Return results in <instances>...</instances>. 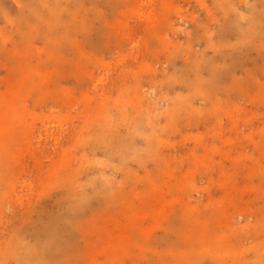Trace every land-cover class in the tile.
<instances>
[{"label":"rangeland","instance_id":"374dc122","mask_svg":"<svg viewBox=\"0 0 264 264\" xmlns=\"http://www.w3.org/2000/svg\"><path fill=\"white\" fill-rule=\"evenodd\" d=\"M27 1L0 0V114L15 121L14 143L4 141L0 155L1 249L32 242L37 228L44 238L67 227L77 193L112 190L114 199L85 211L74 247L56 254L60 264H264V41L237 30L218 40L228 21L250 27L264 3L83 0L69 39L60 28L53 39L43 25L27 27ZM208 14L217 51L183 47ZM204 49L222 90L191 96L180 71L172 83L148 80ZM149 97L158 98L152 109Z\"/></svg>","mask_w":264,"mask_h":264},{"label":"bare ground","instance_id":"6f19581e","mask_svg":"<svg viewBox=\"0 0 264 264\" xmlns=\"http://www.w3.org/2000/svg\"><path fill=\"white\" fill-rule=\"evenodd\" d=\"M109 1L110 0H108V2ZM148 1L150 3L154 2V0H148ZM236 1L243 2L246 0H236ZM260 1L264 3V0H260ZM82 2L83 0H28L26 2L25 7L28 8L29 13L25 14L27 16V17L25 16L27 19L25 17L24 18L30 24L27 22L28 25L27 24L25 25H27V27L28 26L32 27V25L36 26V24L43 25L46 28V32L44 33V35L47 37L52 32L51 36L53 39L57 38V34L55 32L56 30L60 28L62 30V36L60 37V39H69L72 28H73L71 24L70 16L73 14L77 6L81 4ZM104 3L106 4V2ZM3 8L4 6L1 9ZM168 8H169V5L167 4L165 9H168ZM220 8H221L220 10L222 11V14L227 15L228 13H230L231 9L233 8V3L230 2L226 6L221 4ZM256 8L257 7L253 8L255 15L250 23V27L243 28L231 21L224 23L223 26L220 27L219 29L220 31L219 36L216 35L218 36L219 42H221L222 44L230 42L231 40L230 36L234 35V33L236 34V32H232L234 30H237V34L238 33L240 34L241 40H245V39L252 38V37H257V41L259 43L263 42L264 32L260 33L257 36L256 31L260 29H264V12L259 13L256 10ZM1 9H0V14L4 10L6 11L7 7L6 9L5 8L3 10ZM8 9H9L8 11L11 10L10 8ZM20 9L22 10L23 8H20ZM5 11L3 12L4 15L7 12ZM140 14H141L140 16L143 17V13L140 12ZM97 15L99 17V14ZM154 16L155 14L153 13V10H151L148 13L147 18L152 19L154 18ZM201 20L202 19H199L197 20V22H195L196 27H197L195 31L189 32L183 36V38L185 37L184 39L185 41H187V44L186 45L183 44L182 46L188 47V44H190L189 47L193 48L195 46H198L199 44H203L205 45V47L207 48L211 47V48H214L215 51H217V46L214 44L215 36L214 37L210 36L211 34L210 25H212L210 23L215 22L214 18L210 14H208L207 21L208 22L210 21L209 23H207L206 20L205 22ZM22 25L24 26V23ZM37 27L35 29H37ZM26 29L28 32L29 28H26ZM26 29L24 28L25 31L23 29L22 30L26 32ZM32 29H34V27ZM22 30L21 32H23ZM40 31H42V29H40ZM37 32L38 31H36V34ZM27 34L28 33H26V35ZM38 34H41V33L38 32ZM31 36L32 35H30L29 37L31 38ZM37 36L39 37V35ZM41 36L42 35H40V37ZM25 37L23 38L26 41L29 37L27 39H25ZM36 38L37 37H35V39ZM164 43L168 47H170L171 45L173 47L177 46L176 43H169L166 40L164 41ZM12 52H15L14 47L8 50V53H12ZM207 52H208L207 49L199 51L200 54L198 53V51H192L190 55H188V52H185L183 54L184 57H182L183 62H184L183 65H180V63L176 61L173 63V66L170 68L171 69L170 71L172 73H170L169 71L166 74L164 73L160 74V76L156 74H152L151 76L150 75L148 76V80L152 82V81H155L157 77H160L161 79L159 80L161 83L163 82L172 83L173 82L172 78L175 76V73L180 71L183 74V76H185V78H181L182 82H181L180 88L191 91L192 92L191 96H198L201 94H206L208 90H211V89H215L216 91L222 90V77L220 73L217 71L218 67L215 64L212 65L211 63H209L210 57L208 56ZM202 60L207 62L208 64L206 69L202 68V64H201ZM232 71H233V68H230V69H227L225 72V75L229 77L228 81L231 80L230 75L228 73H231ZM214 73H216L217 75L212 76ZM208 74L211 75L212 77L208 78L207 77ZM217 78H219L220 80H217ZM102 80H105V78H103ZM223 89L227 90L229 88L225 84L223 86ZM157 102H158V98L151 99L149 97L147 100H145L144 103L148 106L149 109H152V106L156 105ZM135 118H136V115L129 117L130 120H134ZM14 125H15V121L9 113L0 114V145L3 143V145L0 146V155H1V152L8 151L9 143L10 144L14 143V140H15ZM7 140L9 143L8 142L4 143V141H7ZM115 149L121 150L122 147L119 145H112L110 152L111 153L114 152ZM97 162L102 163L100 160H98ZM3 164H6V160L3 161ZM3 167L5 168V165H3ZM2 174H3V170L0 169V176ZM1 181H2V176L0 177V182ZM79 187L82 188L83 186L79 184ZM76 195L79 196L78 197L79 205L73 217L69 221H67V224H68L67 227H64V228L61 227L57 229L47 228L46 236L44 238H42L40 235L41 228H37L38 230H35L32 233V235L35 236V239H33L32 242H27L26 239H24L23 237L20 238V241H19L20 243L18 247L19 249L13 248L12 250H10V247H11L10 242L8 243V246L4 250H2L0 246V264L7 263L8 262L7 259L10 257L13 258L14 262L17 264H60V262L57 259H55L56 254L61 253L67 256L68 251H70L71 248L74 247L75 243L77 242L75 230H81L85 226V223H86L85 211H89V209L91 207H94L95 204H102V202H110L111 201L110 199H114V197L116 196L115 193L112 192V190L111 191L96 190L90 193L79 192ZM0 215H1V212H0ZM192 225L194 226V224ZM66 230H71V231L68 233ZM208 236H209V233L205 236V238H207ZM122 247H123V243H120V240L112 242L110 246V248L114 251H118ZM3 255H6L7 257L3 258L2 257ZM92 264H96V263H92Z\"/></svg>","mask_w":264,"mask_h":264}]
</instances>
